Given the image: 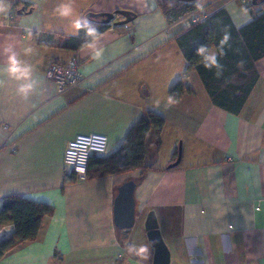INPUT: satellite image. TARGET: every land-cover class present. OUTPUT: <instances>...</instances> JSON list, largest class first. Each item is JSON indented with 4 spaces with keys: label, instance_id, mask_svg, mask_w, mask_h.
Listing matches in <instances>:
<instances>
[{
    "label": "crops",
    "instance_id": "1",
    "mask_svg": "<svg viewBox=\"0 0 264 264\" xmlns=\"http://www.w3.org/2000/svg\"><path fill=\"white\" fill-rule=\"evenodd\" d=\"M56 2L11 0L9 15L0 14V65L6 63L3 47L14 40L40 78L24 100L15 94L16 82L0 74V208L10 195L53 207L36 238L5 252L0 264H151L152 246L144 261L125 251L129 242H148L149 210L156 213L170 264H264V57L256 62L257 81L233 114L212 102L196 69L187 67L175 40L182 25L168 24L156 0H67L78 15L118 9L136 14L127 24L108 23L99 59L82 47L44 43L75 36L69 34L71 18L52 14ZM200 4L201 16L224 7L236 27L260 10L241 0ZM74 59L81 79L58 93L46 70ZM179 81L192 93L174 99L170 88ZM145 111L165 119L152 169L65 183L68 140L101 133L113 151ZM176 151L180 160L169 167ZM128 179L136 182L135 222L119 229L113 200ZM1 227L10 229V237L13 225Z\"/></svg>",
    "mask_w": 264,
    "mask_h": 264
},
{
    "label": "trees",
    "instance_id": "2",
    "mask_svg": "<svg viewBox=\"0 0 264 264\" xmlns=\"http://www.w3.org/2000/svg\"><path fill=\"white\" fill-rule=\"evenodd\" d=\"M201 1L156 0L168 24L177 23L183 17L196 12V5ZM254 5H260V10L251 21L241 27H236L227 10L220 7L201 16L188 27L177 28L175 32V40L182 50L187 67L196 69L212 102L233 114L240 112L257 81L256 62L264 57V0H250L246 3L247 7ZM89 20L97 26L100 33L108 27V23ZM225 34L229 39L222 46L220 41ZM44 43L76 50L82 47L84 37H57ZM202 45L215 50L223 47L224 55L218 57L223 66L219 72L204 68L201 58L196 55V49ZM184 92L192 93V90L181 81L170 88V95L174 99H178ZM164 125L163 116L145 111L116 149L90 157L86 179L123 174L132 170L145 173L152 169ZM177 156L178 151L174 153L171 163ZM74 181V175L66 176L65 183ZM52 212L53 207L47 203L35 202L18 195L4 197L0 208V226L12 224L13 232L10 237L0 242V258L18 243L34 240L43 217Z\"/></svg>",
    "mask_w": 264,
    "mask_h": 264
},
{
    "label": "clouds",
    "instance_id": "3",
    "mask_svg": "<svg viewBox=\"0 0 264 264\" xmlns=\"http://www.w3.org/2000/svg\"><path fill=\"white\" fill-rule=\"evenodd\" d=\"M198 10H203L202 4L196 5ZM12 8L11 0H0V14L4 17L9 15ZM52 14L58 18H71V26L73 31L70 35L83 36L84 43L82 48L90 51L93 59H99L103 55L104 49L99 46L101 33L97 26L92 23L86 15L74 14V9L67 0H57ZM27 36H31V28H26ZM228 35L225 34L220 41L223 46L228 42ZM31 48H25L24 52H31ZM3 55L6 57V63L0 65V74L6 75L8 79L15 81V94L20 98L27 100L38 88L40 78L35 74L34 67L25 63L19 56L16 42L13 40L5 45L2 49ZM196 55L201 58V62L206 69H216L217 72L223 67L219 63L218 57L224 55L223 47L218 50H210L206 46H200L196 49ZM171 102V97L169 98ZM10 230V229H7ZM151 241L147 243L129 242L125 251L129 257H137L139 261L148 260L150 257Z\"/></svg>",
    "mask_w": 264,
    "mask_h": 264
},
{
    "label": "built area",
    "instance_id": "4",
    "mask_svg": "<svg viewBox=\"0 0 264 264\" xmlns=\"http://www.w3.org/2000/svg\"><path fill=\"white\" fill-rule=\"evenodd\" d=\"M247 3L250 0H241ZM201 18L197 12L179 20L182 27H188L191 23ZM46 77L51 80L58 93L77 85L81 79V71L77 60L68 64L52 63L46 70ZM109 144L106 135L101 133L77 134L67 141L63 151L62 161L68 175H74L77 180L84 181L87 178L88 161L92 155L108 153ZM10 230L0 228V241L9 236Z\"/></svg>",
    "mask_w": 264,
    "mask_h": 264
},
{
    "label": "water",
    "instance_id": "5",
    "mask_svg": "<svg viewBox=\"0 0 264 264\" xmlns=\"http://www.w3.org/2000/svg\"><path fill=\"white\" fill-rule=\"evenodd\" d=\"M185 2H191L194 0H180ZM256 0H253L255 2ZM263 1V0H259ZM21 13L22 11H18ZM89 19L96 20L101 23H112L113 25H123L131 22L136 14L130 10L118 9L113 12H100L93 13L89 12L86 15ZM115 17H119L115 20ZM180 160V151L176 160L170 163L169 167H173L178 164ZM136 182L133 179H128L121 183L117 187V193L113 200V221L119 229H129L134 225L135 222V201H134V190ZM144 230L148 242L151 241L153 248V256L151 264H170V250L164 241L157 216L154 210H149L144 220Z\"/></svg>",
    "mask_w": 264,
    "mask_h": 264
},
{
    "label": "rangeland",
    "instance_id": "6",
    "mask_svg": "<svg viewBox=\"0 0 264 264\" xmlns=\"http://www.w3.org/2000/svg\"><path fill=\"white\" fill-rule=\"evenodd\" d=\"M201 2H203V0Z\"/></svg>",
    "mask_w": 264,
    "mask_h": 264
}]
</instances>
